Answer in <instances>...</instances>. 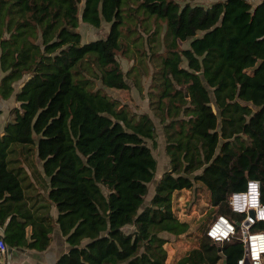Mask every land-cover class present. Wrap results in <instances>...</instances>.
Masks as SVG:
<instances>
[{"label": "trees", "instance_id": "trees-1", "mask_svg": "<svg viewBox=\"0 0 264 264\" xmlns=\"http://www.w3.org/2000/svg\"><path fill=\"white\" fill-rule=\"evenodd\" d=\"M81 19L105 20L108 34L84 42ZM143 30L150 52L138 53ZM160 36L163 50L152 42ZM118 52L134 61L127 70ZM0 67V96L15 99L0 133V222L33 223L12 244L45 249L58 223L70 247L55 264H166L164 233L190 228L174 194L199 181L213 212L178 264H238L240 232L218 242L207 228L219 214L243 219L229 200L249 178L264 203V0H0ZM128 78L147 91L170 158L148 203L158 161L147 140L157 128L112 93ZM33 156L48 195L27 193ZM253 229L264 231V220Z\"/></svg>", "mask_w": 264, "mask_h": 264}, {"label": "rangeland", "instance_id": "rangeland-1", "mask_svg": "<svg viewBox=\"0 0 264 264\" xmlns=\"http://www.w3.org/2000/svg\"><path fill=\"white\" fill-rule=\"evenodd\" d=\"M185 0H182V2ZM192 3H202L205 5H209L215 0H189ZM154 23L150 24V30L156 28ZM110 24L105 20L102 22L100 26H95L89 22H85L83 19L80 20L79 30L82 33V39L84 42L89 41L91 39H96L99 37H105L109 32ZM143 28L142 26L140 27ZM142 40L140 42V49L138 53L141 51L145 53L146 51L150 52V36L148 31H142ZM161 36L156 39V41H152L154 44H158L156 49L163 50V46L160 44ZM188 41H182V46H187ZM134 47L133 45H131ZM117 57L122 64L124 70H127L132 64L133 60H130L128 56L123 54L122 52L117 53ZM2 69L0 67V79L2 74ZM128 81L132 84V79L128 78ZM149 83V79L145 78L146 87L144 90H147V84ZM115 96L122 98L124 101L128 102L132 109L135 111H147L149 109L148 106V96L147 91L141 93L138 88H136L133 84L129 88L125 89H115L112 92ZM13 101L3 100L0 96V123L7 120L5 118L4 110L8 108V105H12ZM150 110V109H149ZM150 113L155 121L157 128V136L155 139H148L147 142L151 146L154 156L158 161V167L155 171L154 179L149 183V193L146 197V203L150 201V198L153 194L155 185L157 180L161 176L164 170L169 169L170 158L166 152V139L165 132L162 126L161 121L152 110ZM174 207L179 214L180 218L186 219L190 222V228L188 233H184L180 236H176L171 233H164L165 236L169 238V241L166 243V248L168 250V258L166 260V264H178V259L191 247L197 245L198 237L202 234V224L204 223L207 216L213 212V206L210 201L209 190L203 185L202 182H196L195 186L190 189H182L180 191H176L174 194ZM132 228L131 226H129ZM218 264H225L223 260H221ZM264 264V263H263Z\"/></svg>", "mask_w": 264, "mask_h": 264}, {"label": "crops", "instance_id": "crops-1", "mask_svg": "<svg viewBox=\"0 0 264 264\" xmlns=\"http://www.w3.org/2000/svg\"><path fill=\"white\" fill-rule=\"evenodd\" d=\"M254 5L257 4L260 0H250ZM4 74V72H2ZM17 86L21 85L22 82H17ZM11 99L14 102V95L8 99ZM12 105H8L9 107L4 110L5 118H9V110ZM149 106V104H148ZM150 109V108H149ZM147 110L150 112V110ZM151 114V113H150ZM7 120L5 121V123ZM4 122L0 123V133L3 131ZM31 159H34L36 165H26V169L30 174L29 183H32V186L28 188L27 193H35L42 192L44 195H48L49 187L47 183H49V177L45 174L43 170V162L37 156H33ZM40 201H42L40 199ZM37 202L36 205H41L42 203ZM35 199L27 200L28 207L31 206L32 209H35ZM34 205V206H33ZM45 210V209H44ZM50 212L56 219L58 216V209L55 203H53L50 207ZM10 217L3 223L0 222V234L4 236L7 242V249L0 256V264H55L59 256L67 251L70 247L69 243L66 240L65 235L62 233L58 223L54 227L52 231L51 242L45 249H38L36 247H28L22 244H12V239L15 240V237L24 238V236H30L33 223H31L30 218L28 216H23L22 225L15 226L13 229L10 227ZM12 238V239H11ZM21 239V241H22ZM24 241V239H23ZM22 241V242H23Z\"/></svg>", "mask_w": 264, "mask_h": 264}, {"label": "built area", "instance_id": "built-area-1", "mask_svg": "<svg viewBox=\"0 0 264 264\" xmlns=\"http://www.w3.org/2000/svg\"><path fill=\"white\" fill-rule=\"evenodd\" d=\"M229 203L233 210L243 213L244 217L239 220L240 224L237 225V221H233L225 214H219L209 224L208 236L215 241L224 242L240 232L245 252L239 258L238 264H261L264 260V231L253 229L255 224L264 220L260 181L249 178L243 189L232 192ZM6 249V239L0 234V256Z\"/></svg>", "mask_w": 264, "mask_h": 264}, {"label": "water", "instance_id": "water-1", "mask_svg": "<svg viewBox=\"0 0 264 264\" xmlns=\"http://www.w3.org/2000/svg\"><path fill=\"white\" fill-rule=\"evenodd\" d=\"M236 223H237V225H239L240 224V221H237Z\"/></svg>", "mask_w": 264, "mask_h": 264}]
</instances>
